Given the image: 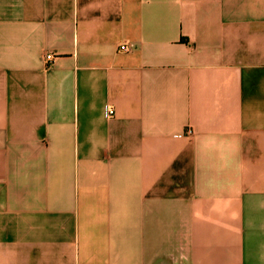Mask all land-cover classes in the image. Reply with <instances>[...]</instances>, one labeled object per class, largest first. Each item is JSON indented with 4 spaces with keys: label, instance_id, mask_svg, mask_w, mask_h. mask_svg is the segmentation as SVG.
Listing matches in <instances>:
<instances>
[{
    "label": "crops",
    "instance_id": "0c3cea01",
    "mask_svg": "<svg viewBox=\"0 0 264 264\" xmlns=\"http://www.w3.org/2000/svg\"><path fill=\"white\" fill-rule=\"evenodd\" d=\"M0 264H264V0H0Z\"/></svg>",
    "mask_w": 264,
    "mask_h": 264
},
{
    "label": "built area",
    "instance_id": "2783aa9c",
    "mask_svg": "<svg viewBox=\"0 0 264 264\" xmlns=\"http://www.w3.org/2000/svg\"><path fill=\"white\" fill-rule=\"evenodd\" d=\"M119 48L122 49V50H125V51H129L130 50V47H128L125 44H121L119 46ZM46 57H47V59H50L52 56H51V54H47ZM112 114H113V109L112 108H108L107 109V115L110 116ZM187 133L188 134H191L192 133V130L191 129H187Z\"/></svg>",
    "mask_w": 264,
    "mask_h": 264
}]
</instances>
